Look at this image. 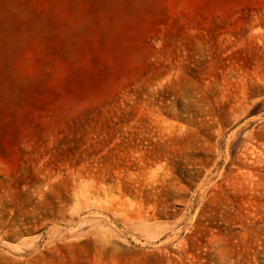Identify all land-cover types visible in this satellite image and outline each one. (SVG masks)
Listing matches in <instances>:
<instances>
[{
  "label": "rangeland",
  "instance_id": "rangeland-1",
  "mask_svg": "<svg viewBox=\"0 0 264 264\" xmlns=\"http://www.w3.org/2000/svg\"><path fill=\"white\" fill-rule=\"evenodd\" d=\"M0 264H264V0H0Z\"/></svg>",
  "mask_w": 264,
  "mask_h": 264
}]
</instances>
